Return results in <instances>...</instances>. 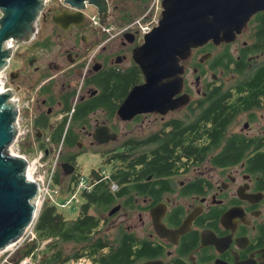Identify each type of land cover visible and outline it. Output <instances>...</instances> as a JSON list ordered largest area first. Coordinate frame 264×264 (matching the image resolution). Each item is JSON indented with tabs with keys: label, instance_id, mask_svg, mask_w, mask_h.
Segmentation results:
<instances>
[{
	"label": "flooded vegetation",
	"instance_id": "flooded-vegetation-1",
	"mask_svg": "<svg viewBox=\"0 0 264 264\" xmlns=\"http://www.w3.org/2000/svg\"><path fill=\"white\" fill-rule=\"evenodd\" d=\"M119 1L108 0V21L120 26L148 2ZM62 14L79 23L61 27L54 16ZM140 37L136 31L102 33L87 10L46 0L35 31L15 46L5 68L18 116H29L32 139L49 150L48 156L67 119L56 171L57 184L64 188L75 187L85 176L82 156H101V165L86 176L92 182L87 192L104 182L115 194L108 209L96 204L93 209L107 212L100 215L101 224L107 225L113 244L123 237L132 244L124 264H264V77L257 76L264 68V9L232 40L209 39L182 61L184 83L174 98L188 95L186 103L166 113L126 118L120 107L146 78L143 74L117 99L110 83L137 64L133 53L144 41ZM218 94L222 109H207ZM202 102L206 109H199ZM204 111L220 116L219 126L210 121L215 130L204 139L193 137L196 128L191 131L192 144L204 148L198 158L181 156L176 170L167 174L130 175L126 182L113 176L117 153L134 160L132 140H143L140 145L148 152L178 124L188 129L199 122ZM80 195L83 204L87 198Z\"/></svg>",
	"mask_w": 264,
	"mask_h": 264
},
{
	"label": "water",
	"instance_id": "water-1",
	"mask_svg": "<svg viewBox=\"0 0 264 264\" xmlns=\"http://www.w3.org/2000/svg\"><path fill=\"white\" fill-rule=\"evenodd\" d=\"M45 2L0 0V71L6 68L16 45L28 41L35 31ZM65 2L79 10L92 4L104 22L108 17V0ZM162 5L159 24L134 49L133 59L146 81L136 85L120 107V114L126 118L143 112L166 113L186 103L188 95L186 100L174 98L184 83L182 61L209 39L232 40L256 12L264 9V0H163ZM54 20L61 27L79 23L67 14L55 15ZM18 113L12 93L0 92V250L17 241L37 215L38 183L28 178L27 159L10 153L17 137ZM33 246L29 243L20 255L28 254Z\"/></svg>",
	"mask_w": 264,
	"mask_h": 264
},
{
	"label": "trees",
	"instance_id": "trees-1",
	"mask_svg": "<svg viewBox=\"0 0 264 264\" xmlns=\"http://www.w3.org/2000/svg\"><path fill=\"white\" fill-rule=\"evenodd\" d=\"M135 17L133 16L129 21H132ZM257 76L264 77V68ZM142 79L141 68L134 64L127 73H125V70H121L115 77H112L110 88L114 90L117 99L121 94H126L130 87L140 83ZM222 99L223 96L218 94L211 106L208 107L202 102L199 109L208 107L209 110H221ZM217 117L220 116L210 115L209 112L204 111L199 122L190 123L189 126L193 125L192 127L187 129L185 124H178L177 131L165 135L159 140L161 142L158 143V147L148 152L143 145H140V143L143 144V140H132L133 148L130 156L134 160L129 162L125 152L117 153L113 158L115 161L111 160L115 163L113 176L116 179L119 178L121 182H126L130 175L167 174L177 167L175 161L179 160L180 162L181 156L198 158L204 148L192 144L191 131L196 128L193 137L204 139V136L210 135L215 130L213 127L208 126V123H211L210 121L219 126V123L216 122ZM66 123L67 119L57 131V146H60L63 139ZM41 149L43 148L41 147ZM179 162L178 167L185 166L184 163ZM93 173L98 174V171L93 170ZM58 180L56 176V183ZM74 189L75 187L60 188V194L69 196ZM110 189V185L107 186V184L101 182L95 187L94 191L89 193L87 190L84 191L83 195L86 196L87 200L81 204L80 210L74 218H68L56 204L44 202L35 223V230L39 242L49 238H52V240L44 249L46 253L38 264H64L72 258L79 259L82 257H89L98 264H124L127 262V259L130 258L132 244L126 237H123L120 243L113 244L109 240L107 225L101 224V212L98 213L93 209V205L96 204L106 210L115 201V194ZM37 245H39L38 242ZM18 256L16 260L22 258L19 254Z\"/></svg>",
	"mask_w": 264,
	"mask_h": 264
},
{
	"label": "rangeland",
	"instance_id": "rangeland-1",
	"mask_svg": "<svg viewBox=\"0 0 264 264\" xmlns=\"http://www.w3.org/2000/svg\"><path fill=\"white\" fill-rule=\"evenodd\" d=\"M111 1H112L113 4H119L120 3L119 0H111ZM48 2H49V0H47V3ZM122 2H125V1H122ZM162 8H163V6H162ZM84 10H87L88 19H90V20H91L92 16L96 15V17L98 18L99 23H100V26H97V27L102 33L104 32L103 31V26L112 25L111 23L115 24V22H117L115 20H109L108 21V17H107L106 21L104 22L102 20V16L98 13V8L96 6H94V5H92V4L88 3L87 7ZM162 11H163V9H162ZM142 12H143V10H141L138 14H136L134 16H137V18H138V16ZM0 17H1V12H0ZM161 17H162V12H161ZM132 21H129L128 23H126L124 25H129ZM122 27H123V25H121V26L120 25H116L115 29L114 28L111 29V32L108 33V34H112L116 30H123ZM144 36L140 37L141 41H143V39H144L143 37ZM3 76H6V72L3 74ZM28 117L29 116L26 117L24 115L19 116V124L17 123L18 126H19V128H18L19 131L17 132V134H19V132H20L21 135L18 137V139L16 138L13 141L12 145L10 146V153L11 154L20 153V154L26 156V158H28V160L30 161V164H31L30 165L31 166V174H33V177H35L36 180L39 179L40 182H43L42 180H45V179L49 178V177L45 178V173H46V176H49L50 173H51L50 171H52V168H54L57 171V169L59 167V163H60V158H61V156H60L61 155V150H60V146H55L54 148L51 149L52 152H51L50 156H48L47 154H49V150H48V153H46L47 150L39 148L36 145V143H34V141L32 139V136H33V133L31 132L32 124L30 122L31 120L28 119ZM133 128L136 130L138 128H141V126L140 125H135ZM59 150H60V152H59ZM41 152L43 154V161H42V163L44 165L43 168L46 169V172L40 170V169H43V168H41V164L39 163V160L37 159L38 156L41 155ZM101 162H102L101 156L99 154H96V153L90 152V153H87L84 156H82L81 159H80V163H81L82 171H83V174L85 175V177L86 176L89 177L90 174H91L92 169L93 168H98L101 165ZM38 168H39V170H38ZM55 177H56V174H55ZM46 184H47V182L45 184L41 183L42 188H43V185H46ZM63 186L64 185L61 186L60 184H57L56 181H55V178H54V180H53V182L51 184L50 194L49 195H45V191L43 190L42 194L40 195V198H39L40 199V204H39V207H38V213H39V210H41L44 201L52 202V203H55V201H56V202H61L62 203V202H65L67 200V198L69 196H67V195L63 196L62 193L60 194V188H64ZM80 201L82 202L81 195H80ZM81 202H79V203L75 202V203L67 205L65 207L59 206V209H61L66 214V216L68 218H74V217L77 216V214H78V212L80 210ZM98 213H100V212H98ZM101 215H106L107 216V212H101ZM36 219H37V216L35 218V221H36ZM31 231H33V230H31V228H29V230H27L26 234L30 235ZM28 237H25V239L27 238L26 240H28ZM37 242L40 243L41 241L39 242V240H38ZM25 247H23V248H25ZM14 248L15 247L12 246V247L7 248V249L4 248L5 250L2 249L3 251H0V264L4 260V258H6L7 254L9 252L13 251ZM23 248H21V249H23ZM41 253L44 255L46 253V250L42 251ZM18 254L20 255V249L12 254V256L10 258L11 261L12 260L16 261V259L19 257Z\"/></svg>",
	"mask_w": 264,
	"mask_h": 264
},
{
	"label": "built area",
	"instance_id": "built-area-1",
	"mask_svg": "<svg viewBox=\"0 0 264 264\" xmlns=\"http://www.w3.org/2000/svg\"><path fill=\"white\" fill-rule=\"evenodd\" d=\"M162 0H148L147 4L144 7L143 12L138 16L135 17V19L129 24V25H123L122 29L126 30V31H136L137 33L141 34L142 36L150 33L155 26H157L160 22L161 19V12H162ZM140 17V18H139ZM137 18V19H136ZM91 21H93V23L97 26H100L99 20L96 17V15L91 17ZM116 25H108V26H103V31L104 33H110L111 29H115ZM5 73V69L1 70L0 72V87H2V91L0 92H5L8 89L7 85L5 84V76H3V74ZM18 124H19V116H18ZM19 128V126H18ZM19 131V130H18ZM24 133V132H23ZM21 135V133L19 132V134H17V139L18 137ZM60 150H61V146H60ZM59 150V152H60ZM19 156H23L26 158V156L17 153ZM28 161V170L30 167L31 170V164L30 161L28 160V158H26ZM39 160V163L41 164V168H43V154L41 152V155L38 156L37 158ZM39 170V168H38ZM42 171L46 172V169H40ZM56 170L54 168H52V171H50V175L46 176L45 173V180H42L43 182H40L39 179L36 180L35 177H33V174H31V178H29L30 180H33L35 182L38 183L39 186V193L36 197V202H37V217L39 215L38 213V205L40 204V195L42 194V191H45V195H49L50 194V188H51V184L55 178V172ZM28 173V172H27ZM47 182L46 185H43L42 188V184H45ZM92 182L88 180L87 177L82 176L78 179L77 184L75 186L74 191L69 195V197L67 198V200L65 202H56L54 204H56L57 206H61V207H65L67 205L73 204V203H79L80 202V193L84 192L86 190H89L91 188ZM45 202V201H44ZM43 202V204H44ZM40 212V211H39ZM36 218V217H35ZM37 220V219H36ZM35 219L34 221L26 228L25 233L15 242L11 243L9 246L5 247V249L10 248V247H15L13 251L9 252L6 256V258H4V260L1 262V264H38L40 262V260L43 257V254L41 253L47 246V244L52 240V238L46 239L44 241H41L39 243V245H37V233L35 230ZM29 228H31V234H26L27 230H29ZM29 236V237H28ZM25 237H28V240L25 239ZM43 242V243H42ZM29 243H35L34 248L30 251L29 254H27L26 256H23L22 258H20L19 260L16 261H11V256L14 252H16L17 250H21V248L25 247L27 244ZM42 243V244H41ZM16 244V245H15ZM15 245V246H14ZM41 245V246H40ZM3 249V250H5ZM0 250V251H3ZM92 259L89 257H82L79 259H75L72 258L70 260H68L67 262H65L64 264H92Z\"/></svg>",
	"mask_w": 264,
	"mask_h": 264
},
{
	"label": "bare ground",
	"instance_id": "bare-ground-1",
	"mask_svg": "<svg viewBox=\"0 0 264 264\" xmlns=\"http://www.w3.org/2000/svg\"><path fill=\"white\" fill-rule=\"evenodd\" d=\"M0 72H1V71H0ZM1 89H2V87H0V91H2ZM12 155H17V156H19V155L16 154V153H14V154H12ZM27 172H28V177L31 178L32 175H31L30 167H29V170H28ZM38 207H39V205H38ZM39 211H40V210H39ZM25 231H26V229H25ZM25 231H24V233H25ZM24 233H23V234H24ZM23 234H22V235H23Z\"/></svg>",
	"mask_w": 264,
	"mask_h": 264
}]
</instances>
